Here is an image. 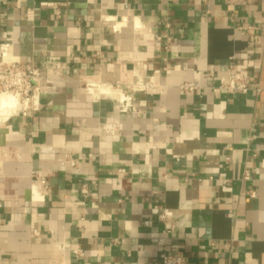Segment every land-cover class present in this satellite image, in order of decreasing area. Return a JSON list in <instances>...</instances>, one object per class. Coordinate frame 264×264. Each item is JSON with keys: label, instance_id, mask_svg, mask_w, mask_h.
<instances>
[{"label": "crops", "instance_id": "obj_1", "mask_svg": "<svg viewBox=\"0 0 264 264\" xmlns=\"http://www.w3.org/2000/svg\"><path fill=\"white\" fill-rule=\"evenodd\" d=\"M2 44L42 81L0 118V264H264V0H0ZM231 57L258 95L213 91Z\"/></svg>", "mask_w": 264, "mask_h": 264}, {"label": "built area", "instance_id": "obj_2", "mask_svg": "<svg viewBox=\"0 0 264 264\" xmlns=\"http://www.w3.org/2000/svg\"><path fill=\"white\" fill-rule=\"evenodd\" d=\"M163 26L165 29L170 27L168 23H165ZM133 29L141 30V27L138 24H134ZM236 30L241 37L246 39L248 47H252L259 43L256 26H238ZM154 41L161 43L165 51L168 52L170 48V38L168 36L164 35V37H156ZM228 60L231 63L228 64L224 75L219 78L218 84L213 91L215 93H225L227 95H233L236 93L244 95L249 92L258 95L260 93L259 88L250 84L247 75L235 71L232 63L234 59L232 57ZM41 81V74L32 66V64L14 60L10 55L9 44L0 45V97H9L16 102V108L8 116L18 115L23 118H30L39 111ZM90 86L92 85H88L85 91H87ZM134 87L135 89L147 90L151 85L150 83H139ZM181 89L191 93L195 90V87L192 84H184L181 86ZM129 102L130 98L121 101L120 105L122 111H125L129 106ZM115 128V125H107L102 127L101 131L105 135H113L115 133ZM47 153L53 154L51 150ZM56 162L61 167L68 165L73 166L71 160L66 156L62 158L56 157ZM242 180H248L247 173H244ZM31 181L35 186L41 189H46L45 182L38 176H33ZM249 197L254 198V195L251 193ZM155 209L158 211L157 217L159 222L164 225L167 231L170 230L172 226L169 221V213L157 207ZM33 234L36 235V232L33 231ZM74 253L79 256L81 255L79 250ZM161 264H186V261L182 256L166 255L162 258Z\"/></svg>", "mask_w": 264, "mask_h": 264}, {"label": "bare ground", "instance_id": "obj_3", "mask_svg": "<svg viewBox=\"0 0 264 264\" xmlns=\"http://www.w3.org/2000/svg\"><path fill=\"white\" fill-rule=\"evenodd\" d=\"M16 108V102L5 96L0 97V118L5 119Z\"/></svg>", "mask_w": 264, "mask_h": 264}]
</instances>
